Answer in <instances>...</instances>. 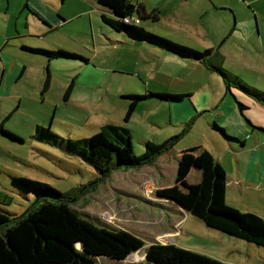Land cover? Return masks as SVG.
<instances>
[{
  "label": "rangeland",
  "instance_id": "rangeland-1",
  "mask_svg": "<svg viewBox=\"0 0 264 264\" xmlns=\"http://www.w3.org/2000/svg\"><path fill=\"white\" fill-rule=\"evenodd\" d=\"M15 1L18 3L11 7V15H2L0 11V59L3 57L7 64L4 72L0 61V126L23 141H14L0 131V209L20 215L34 201L33 194L14 184V176L47 183L61 192L77 187L91 188L99 179L95 169L80 157L36 140L38 125L51 127L54 133L66 139L89 138L106 125L125 126L131 131L136 155L145 152L147 141L162 145L177 140L153 166L115 171L73 205L72 210L92 226L123 229L145 242V247L131 254L125 264L145 260L146 250L155 243L173 244L226 264L249 260L248 242L207 227L184 209L186 207L158 195V191L167 190L165 193L178 198L181 204L194 199L191 187L198 184L200 171L194 164L184 182L180 178L183 173L179 171V164L183 156L189 155L188 149L207 141L210 150L223 156L227 173L235 168L231 166L236 157L232 144L208 125V121L215 118L220 125L228 127L236 119L225 101L222 102L225 117L220 118L221 113L213 112L214 109H203L201 116L192 118L182 109L185 99L175 102L158 97L184 95L188 99L209 94L207 100L211 104L216 99L223 101L227 89L211 77L208 67L203 63L196 66L173 60L165 57L162 50L139 47L127 41L125 35L113 32L103 23L104 8L92 0H69L64 8L69 10L70 16H77L48 34L29 33L27 17L18 14L25 1ZM145 1L150 10L161 7V21L144 23L142 26L147 30L195 49L210 48L204 38L189 31L197 18L184 24L186 15L183 7L178 8V0ZM6 4L7 0L0 1V7ZM3 18L9 23L3 22ZM23 46L63 50L76 58L50 61L46 56L23 50ZM47 71L51 74V84L43 94ZM73 80L75 88L70 101L66 102V90ZM220 92L224 93L219 98ZM131 95L146 98L126 121L131 102L127 97ZM192 158L195 160L194 155ZM146 177L147 183L140 184ZM81 220L74 226L82 239L86 238L87 227ZM95 241L89 239V247L95 248ZM76 246L84 249L82 241ZM95 258L97 264H124L104 256Z\"/></svg>",
  "mask_w": 264,
  "mask_h": 264
},
{
  "label": "trees",
  "instance_id": "trees-1",
  "mask_svg": "<svg viewBox=\"0 0 264 264\" xmlns=\"http://www.w3.org/2000/svg\"><path fill=\"white\" fill-rule=\"evenodd\" d=\"M94 1L110 11V16L103 15L102 20L114 31L123 33L134 41L145 42L181 58L201 62L209 70L222 77L228 93H231L232 88H236L264 105V91L244 83L237 76H233L222 67L221 63L216 64L212 59L214 50H196L152 33L138 24L145 20L158 22L160 19L158 10L148 11L143 4L134 3L131 0ZM126 19L129 22H126ZM28 50L44 55L49 60L76 58L63 50L50 51L37 48ZM50 84L51 76L48 74L42 90L43 94L47 92ZM73 88L74 80L66 90L65 101L70 97ZM158 97L167 101L180 102L185 96L163 94ZM127 98L131 102L125 119L129 121L139 102L146 97L131 95ZM236 102L248 124L255 130L264 132L263 128L254 126L246 118L244 115L246 106L238 100ZM9 118L10 116L7 117V119ZM212 127L219 131L228 142L244 143L228 134L219 125L213 124ZM0 131L14 141H23L5 130L3 125L0 126ZM34 138L57 147L68 155L80 157L95 169L99 179L94 185H91V188L89 186L85 189L77 187L67 192H61L47 183L27 177H12L16 186L33 194L35 198L32 205L20 215L0 209V264H97L96 256L124 262L131 254L143 249L145 242L134 234L123 229L92 226L91 222L85 221L78 212L72 210V206L87 193L96 189L99 183L107 180L115 171L139 169L154 164L155 161L167 154V150L173 146L172 144L177 138L162 145L147 141L145 152L142 155H136L134 151L130 129L119 125H106L93 136L81 139H66L54 133L51 127L38 125ZM192 156H183V161L179 164V171L183 173L180 178L185 182L184 176L194 164L198 165L200 162V182L191 187L193 188L192 194L195 195L194 199L186 201L187 205L181 204L178 198L165 193L167 190L158 191V195L172 199V201L188 208L192 216L209 228L264 247V218L255 213L242 212L227 202L228 175L222 164L207 150H204L199 160H193ZM5 198H8L6 194ZM10 201L12 203L13 199L10 198ZM6 205L8 204L6 203ZM80 220L87 227L86 238L82 239L74 226L75 222L79 223ZM91 238L96 239L95 248L89 247ZM79 241L83 243V250L76 246ZM146 251L145 260L126 264H226L173 244L155 243Z\"/></svg>",
  "mask_w": 264,
  "mask_h": 264
},
{
  "label": "crops",
  "instance_id": "crops-1",
  "mask_svg": "<svg viewBox=\"0 0 264 264\" xmlns=\"http://www.w3.org/2000/svg\"><path fill=\"white\" fill-rule=\"evenodd\" d=\"M24 1L25 2L23 3V6L21 5L22 8L20 12H18V14H20L19 17H22L23 15L27 17L26 27L29 33L38 32L40 34H48L57 31L62 26H65L69 19L75 18L77 16V14L70 16L69 10H66V8H64L69 0ZM131 1L134 3L139 2L143 4V6H145L148 11L158 10L159 13H161L159 10L161 8L160 6L159 9L153 8L150 10L146 5L145 0L143 2L140 0ZM178 1V8L183 7L184 13L186 15L184 24L189 23V21H191L193 17L197 18L196 23L194 25H190L191 28L189 29V31L195 36L204 38V40L210 47L208 49L214 50V54L212 57L214 62L216 64L221 63L222 67H224L226 71L231 73L233 76H237L244 83L258 90L264 91V0ZM17 3L18 2H16L15 0H7L6 7H0V11H3L2 15H11L12 13H10V9ZM96 4L101 8H104L98 3ZM103 15L110 16V11L104 8V13L101 14V19ZM5 21H7L6 23H9V20L3 18V22ZM159 21H161V17ZM147 22L157 23L152 21H140V25L142 26ZM185 28L188 29V27ZM112 31L119 34V32H116L113 29ZM125 37L128 39L127 41H130L135 45H138L139 47L148 46V48L151 47V49H154L156 51L162 50L145 42L134 41L128 38L126 35ZM6 44L7 42H5L3 46H5ZM124 44L127 45L129 43L125 42ZM22 48L25 51L33 53L32 51L28 50L31 48H27L25 46H23ZM162 51H164V54H162L167 58L173 60L179 59L183 62L190 63L196 66L202 65L201 62L184 59L165 50ZM3 60V57H1V66L3 67V71L6 72L7 64ZM209 72L211 73V77L213 79L216 78L221 84L225 86L222 77L218 73L212 70H210ZM48 74H50L49 71H47L46 78ZM3 82L4 78L1 77V85H3ZM7 84L9 86L10 79H8ZM74 88L71 94L73 93ZM223 93L224 92H220L218 97H222ZM208 96L209 94H205L196 98L193 96L190 97L188 95V97L190 98L186 99L187 97H184L185 104L183 105L182 109H184L186 112H189V115L192 118L201 116L203 109H214L213 112L218 111L221 113L220 118L225 117L226 113L225 111H223L222 103L224 101L226 102V106L232 109V111L236 115V119L232 120L231 124L228 127L220 125L219 120L215 118L208 121V125L210 127H212L213 124H217L220 127L224 128L228 134L244 142L243 144L230 142L233 146L231 147V149L236 154V157L235 162L234 160L231 161V166L233 167V165H235V168H233L231 173H227V202L231 206L239 209L242 212L255 213L264 218V132L255 130L251 125L248 124L245 117L241 114L236 100L240 101L243 105L246 106V109L244 111V115L246 116V118L254 126L261 127L263 129L264 105L256 102L250 96L236 88H232L231 93L226 92L223 101H221V99H216L213 104L210 103V100H207ZM70 98L71 95L66 102L70 101ZM192 105L197 110V113L194 112ZM208 143L209 142L207 141L206 143H202L195 148L188 149V154L194 155L196 161L197 159L199 160L201 155L204 153V150H207L213 154V156L222 164V166L226 170L224 159H222L223 156L218 154L216 150H210L208 147ZM236 145H238L239 148L234 147ZM153 165H148V167ZM197 170L200 171L201 178L200 162L197 165ZM191 173H188L187 176L189 177ZM187 176H185V180L186 178H188ZM138 181L141 182V180L139 179ZM147 181L148 180L146 177L144 178L143 183L141 182L140 184L145 185ZM199 182L200 180L198 181V183ZM140 187L142 186L140 185ZM184 209L189 212L188 208ZM249 244L250 245L247 247H249V252L251 254L250 259L244 261L242 264H264V247H254L253 244ZM217 257L221 259L223 258V256Z\"/></svg>",
  "mask_w": 264,
  "mask_h": 264
},
{
  "label": "built area",
  "instance_id": "built-area-1",
  "mask_svg": "<svg viewBox=\"0 0 264 264\" xmlns=\"http://www.w3.org/2000/svg\"><path fill=\"white\" fill-rule=\"evenodd\" d=\"M125 21H126V22H129V20H128V19H126Z\"/></svg>",
  "mask_w": 264,
  "mask_h": 264
}]
</instances>
